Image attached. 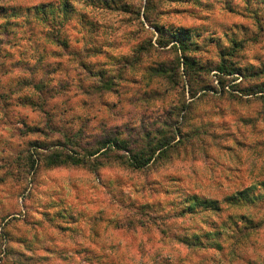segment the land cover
I'll list each match as a JSON object with an SVG mask.
<instances>
[{
    "label": "clouds",
    "instance_id": "1",
    "mask_svg": "<svg viewBox=\"0 0 264 264\" xmlns=\"http://www.w3.org/2000/svg\"><path fill=\"white\" fill-rule=\"evenodd\" d=\"M0 264H264V0H0Z\"/></svg>",
    "mask_w": 264,
    "mask_h": 264
}]
</instances>
